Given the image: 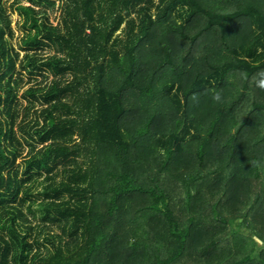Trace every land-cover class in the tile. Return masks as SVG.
Instances as JSON below:
<instances>
[{
    "label": "trees",
    "instance_id": "obj_1",
    "mask_svg": "<svg viewBox=\"0 0 264 264\" xmlns=\"http://www.w3.org/2000/svg\"><path fill=\"white\" fill-rule=\"evenodd\" d=\"M56 1L0 0V264H264V0Z\"/></svg>",
    "mask_w": 264,
    "mask_h": 264
},
{
    "label": "rangeland",
    "instance_id": "obj_2",
    "mask_svg": "<svg viewBox=\"0 0 264 264\" xmlns=\"http://www.w3.org/2000/svg\"><path fill=\"white\" fill-rule=\"evenodd\" d=\"M7 2H11V0H7ZM24 2H25V0H24ZM56 2H57V3H56V4H57L56 7L53 8V10L49 9V11H50V16H51V20H52L54 23H57V22H58V20L60 19L61 13L63 12V8H62V5H61L62 0H57ZM12 19H13V26H14V28H15V37H14L13 41L16 42L17 40H19V34H21V30H20V28L18 27V23H16V20L19 19V15H18L17 13H14V14L12 15ZM121 32L123 33V29L121 30ZM43 50H44L45 53H53V52L55 51V47L52 46V45H48V46H44V47H43ZM47 75H48V78H46V79L44 78V76H42V75H38V76H37V79H33L30 83H29V82H26V81L28 80V78H30L28 75H26V76H25V80H24V82H23V86H21V88H20V92H21L22 90H24L25 88H27L28 86H30L31 83L36 84L38 81H43V83H46V82L51 81V79H52V77H53V74H52L51 72H48ZM66 76H70V74H66ZM20 92H19V94H20ZM65 98H66L68 101H70V102L73 101V98L68 99V96L65 97ZM26 151H27V148H24V153H25ZM79 159L82 161L83 159H85V157L80 156ZM61 166H62V164L59 163V165H58V167H57V169H58L59 171H61L60 169H62ZM63 176H64V175H63V172L61 171V173H59L57 179H60V178H62ZM41 189H42V187H41V185L39 184V185L36 186L33 190H34V192H36V191L41 190ZM35 210H36L37 213L39 212L38 208H36V207H35ZM31 216L33 217L32 214H31ZM33 218H34V217H33ZM37 220H41V218H40V217H38V218L35 217V219H33L34 223H35V222H38ZM52 232L57 233V234L60 233V232H62V231H61V228L59 227V225H58L57 223H53ZM43 233L46 234V231L44 230ZM41 239H42V240L40 241V245H41V248H42L43 252H46L48 249H53V248H52V244H51L50 242L46 241V240L43 238V234H42V236H41ZM258 242H259V245H260V246H264V241H258Z\"/></svg>",
    "mask_w": 264,
    "mask_h": 264
},
{
    "label": "clouds",
    "instance_id": "obj_3",
    "mask_svg": "<svg viewBox=\"0 0 264 264\" xmlns=\"http://www.w3.org/2000/svg\"><path fill=\"white\" fill-rule=\"evenodd\" d=\"M262 86H264V81L261 82Z\"/></svg>",
    "mask_w": 264,
    "mask_h": 264
}]
</instances>
